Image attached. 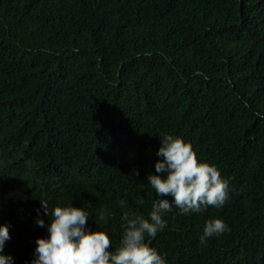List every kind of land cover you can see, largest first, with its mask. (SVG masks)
I'll return each mask as SVG.
<instances>
[{"label": "trees", "instance_id": "trees-1", "mask_svg": "<svg viewBox=\"0 0 264 264\" xmlns=\"http://www.w3.org/2000/svg\"><path fill=\"white\" fill-rule=\"evenodd\" d=\"M166 135L220 171L228 199L173 205L149 246L165 264H264V0H0V254L12 264H32L49 236L41 200L82 208L115 251L123 213L149 218L158 199L147 176H166ZM217 218L230 230L201 244Z\"/></svg>", "mask_w": 264, "mask_h": 264}, {"label": "clouds", "instance_id": "clouds-1", "mask_svg": "<svg viewBox=\"0 0 264 264\" xmlns=\"http://www.w3.org/2000/svg\"><path fill=\"white\" fill-rule=\"evenodd\" d=\"M157 155L163 157L155 165V172L147 180L155 190L158 199L153 203L149 218L143 215L123 213L124 232L120 246L110 251L112 242L104 231H90L86 228L89 214L82 208L56 206L50 211L48 203L41 200L45 215L51 218L47 228L48 238L36 241L35 259L32 264H165L164 258L149 246L146 237L155 239L166 227L164 215L175 205L181 213L200 212L208 206L222 207L228 199V183L213 165L201 162L192 148L180 137L164 136ZM139 174L138 172L136 173ZM170 196V202L163 197ZM143 197L139 203L143 204ZM3 198H0V213H5ZM122 207H127L124 201ZM99 221L107 223L101 212ZM98 221H96L97 223ZM40 227L45 221L38 219ZM222 219H209L200 236V243L207 238L229 231ZM10 239L7 225L0 227V253ZM0 264H12V257L0 254Z\"/></svg>", "mask_w": 264, "mask_h": 264}]
</instances>
